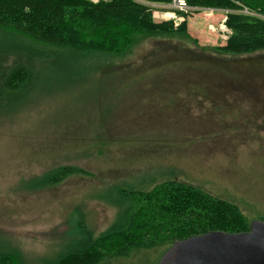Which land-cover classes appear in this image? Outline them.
Wrapping results in <instances>:
<instances>
[{
  "label": "rangeland",
  "instance_id": "rangeland-1",
  "mask_svg": "<svg viewBox=\"0 0 264 264\" xmlns=\"http://www.w3.org/2000/svg\"><path fill=\"white\" fill-rule=\"evenodd\" d=\"M138 1L155 22L186 24V33L138 35L126 56L91 62L93 55L87 70L44 67L24 104L0 117V251H19L23 264H46L75 247L85 236L80 225L94 235L109 229L119 203L108 195L118 187L149 190L176 179L237 204L248 224L264 221V48L220 53L231 10L192 6L183 14L173 1ZM171 59L175 65L157 68ZM181 60L200 70L179 67ZM168 75L189 84L170 85ZM61 165L91 174L36 186ZM150 254L132 264H156Z\"/></svg>",
  "mask_w": 264,
  "mask_h": 264
},
{
  "label": "trees",
  "instance_id": "trees-1",
  "mask_svg": "<svg viewBox=\"0 0 264 264\" xmlns=\"http://www.w3.org/2000/svg\"><path fill=\"white\" fill-rule=\"evenodd\" d=\"M146 1L170 4L173 0ZM187 2L193 7L231 10L226 20L231 34L219 48L220 53L238 56L264 48V0ZM243 7L259 13V17L240 12ZM151 11L149 5L138 0H0V117L13 114L24 104L27 92L37 87L44 67L60 73L87 70L93 55L91 62L117 54L126 56L138 35L186 33V24L175 28L173 23H157ZM177 60L157 68L170 67ZM178 62L189 71L200 70L199 63L190 64L189 69L185 60ZM143 74L127 79L132 84ZM181 76L193 80L186 77L187 72L181 71ZM207 76L215 79L212 85L229 86L220 83L218 75L201 77ZM168 77L170 85L189 84L176 75ZM78 174L91 173L79 165H61L38 178L36 186L56 185ZM108 196L111 202L119 203L118 220L99 235L80 225L81 231L86 230L84 238L46 264H103L112 260L132 264L147 260L150 252L159 260L176 240L212 230L240 233L250 229L237 204L176 179L149 190L118 187ZM0 264H23L20 252L0 251Z\"/></svg>",
  "mask_w": 264,
  "mask_h": 264
},
{
  "label": "water",
  "instance_id": "water-1",
  "mask_svg": "<svg viewBox=\"0 0 264 264\" xmlns=\"http://www.w3.org/2000/svg\"><path fill=\"white\" fill-rule=\"evenodd\" d=\"M157 264H264V221L240 233L212 230L176 240Z\"/></svg>",
  "mask_w": 264,
  "mask_h": 264
},
{
  "label": "built area",
  "instance_id": "built-area-1",
  "mask_svg": "<svg viewBox=\"0 0 264 264\" xmlns=\"http://www.w3.org/2000/svg\"><path fill=\"white\" fill-rule=\"evenodd\" d=\"M94 1V0H93ZM98 2V1H97ZM173 6L176 10L182 12L183 14H188L190 10H192V6H190L187 2V0H173ZM167 13V15L170 17L169 14H173V16L171 18H177L178 13H171V12H165ZM166 15V16H167ZM179 20V19H178ZM226 20L227 18L225 17V19L223 20V23L220 26L221 32L223 33H227L226 34H222V37H224V39L228 40L229 38V34H231V30L230 28L227 26L226 24Z\"/></svg>",
  "mask_w": 264,
  "mask_h": 264
},
{
  "label": "bare ground",
  "instance_id": "bare-ground-1",
  "mask_svg": "<svg viewBox=\"0 0 264 264\" xmlns=\"http://www.w3.org/2000/svg\"><path fill=\"white\" fill-rule=\"evenodd\" d=\"M170 15V17H172L173 16V14H169Z\"/></svg>",
  "mask_w": 264,
  "mask_h": 264
}]
</instances>
